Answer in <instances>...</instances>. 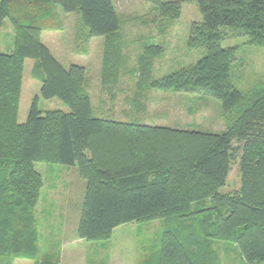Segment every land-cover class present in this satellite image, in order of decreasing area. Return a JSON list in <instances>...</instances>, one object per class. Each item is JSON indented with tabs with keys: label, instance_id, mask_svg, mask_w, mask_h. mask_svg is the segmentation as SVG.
Instances as JSON below:
<instances>
[{
	"label": "trees",
	"instance_id": "obj_1",
	"mask_svg": "<svg viewBox=\"0 0 264 264\" xmlns=\"http://www.w3.org/2000/svg\"><path fill=\"white\" fill-rule=\"evenodd\" d=\"M147 1L167 24L180 17L179 2ZM197 3L203 20L192 26L188 46L207 54L155 80L151 65L160 47L148 46L138 72L150 74L157 91L218 100L226 122L219 134L95 116L84 68H65L41 36L55 29L49 18L56 22L57 6L79 13L90 37L109 41L102 82L111 86L127 61L112 0H0V26L9 19L15 31L14 50L0 53V264H60L56 243L43 235L37 217L49 177L38 165L78 168L86 182L82 241L107 242L120 227L139 224L141 230L164 219L161 244L148 254V245L140 246L146 251L138 264H222L221 250L232 249L247 264H264V83L247 92L236 88L240 48L222 46L230 38H248L245 45L264 49V0ZM27 59L36 61L42 98L61 100L70 113H44L36 98L26 122H19ZM237 154L241 187L224 193Z\"/></svg>",
	"mask_w": 264,
	"mask_h": 264
},
{
	"label": "rangeland",
	"instance_id": "obj_2",
	"mask_svg": "<svg viewBox=\"0 0 264 264\" xmlns=\"http://www.w3.org/2000/svg\"><path fill=\"white\" fill-rule=\"evenodd\" d=\"M120 19L122 55L127 59L116 83L104 87L102 82L106 38H92L79 13L66 14L59 6L53 10L56 22L49 18L54 30L42 32V42L65 67L78 65L85 70V89L90 94L95 116L108 117L125 123H137L177 130L222 133L226 122L221 103L212 97L186 93L162 92L152 89L150 74L138 72L139 58L150 46H158L151 65L155 80L195 65L206 54V49L188 46L191 29L203 20L197 0H164L179 2L180 17L167 24L147 0H112ZM248 38H230L224 48H240L234 65L236 88L249 91L264 83V49L245 45ZM15 47V31L9 19L0 26V53H11ZM151 50V49H150ZM33 59L25 61L23 92L19 122H26L32 105L38 99L39 109L46 113L70 109L59 99L46 100L41 96V81L35 77ZM152 78V79H153ZM237 146V145H236ZM240 154L232 164L224 193L241 187ZM44 177L49 174L37 208L41 232L56 243L60 264H138L149 247L161 244L164 219L147 224L127 225L116 229L107 242L78 241L81 206L86 193V182L78 168L60 167L49 170L37 166ZM49 170V172H48ZM48 172V173H47ZM103 245V246H102ZM222 264H247L240 252L221 250ZM16 264H34L16 260Z\"/></svg>",
	"mask_w": 264,
	"mask_h": 264
},
{
	"label": "crops",
	"instance_id": "obj_3",
	"mask_svg": "<svg viewBox=\"0 0 264 264\" xmlns=\"http://www.w3.org/2000/svg\"><path fill=\"white\" fill-rule=\"evenodd\" d=\"M78 241L80 242V241H82V240L79 239ZM82 242H84V241H82ZM33 263H34V262H33ZM13 264H16V263H13ZM34 264H35V263H34Z\"/></svg>",
	"mask_w": 264,
	"mask_h": 264
}]
</instances>
